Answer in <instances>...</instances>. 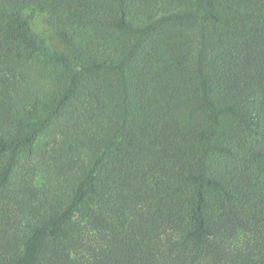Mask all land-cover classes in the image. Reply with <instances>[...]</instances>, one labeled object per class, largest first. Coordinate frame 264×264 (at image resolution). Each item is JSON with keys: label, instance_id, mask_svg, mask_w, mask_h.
I'll use <instances>...</instances> for the list:
<instances>
[{"label": "trees", "instance_id": "1", "mask_svg": "<svg viewBox=\"0 0 264 264\" xmlns=\"http://www.w3.org/2000/svg\"><path fill=\"white\" fill-rule=\"evenodd\" d=\"M0 264H264V0H0Z\"/></svg>", "mask_w": 264, "mask_h": 264}, {"label": "rangeland", "instance_id": "2", "mask_svg": "<svg viewBox=\"0 0 264 264\" xmlns=\"http://www.w3.org/2000/svg\"><path fill=\"white\" fill-rule=\"evenodd\" d=\"M26 14L31 16V25L33 30L43 37L45 41L56 48H62V44L58 40L54 30L47 22V15L38 10H34L32 8H28L25 10Z\"/></svg>", "mask_w": 264, "mask_h": 264}]
</instances>
